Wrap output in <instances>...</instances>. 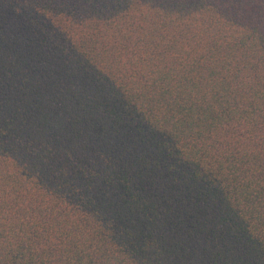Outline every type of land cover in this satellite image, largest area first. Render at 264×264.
Masks as SVG:
<instances>
[{"label":"trees","instance_id":"trees-1","mask_svg":"<svg viewBox=\"0 0 264 264\" xmlns=\"http://www.w3.org/2000/svg\"><path fill=\"white\" fill-rule=\"evenodd\" d=\"M0 264H264V0H0Z\"/></svg>","mask_w":264,"mask_h":264}]
</instances>
